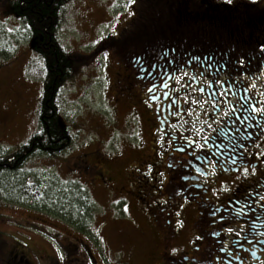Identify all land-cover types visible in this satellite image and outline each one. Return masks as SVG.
Masks as SVG:
<instances>
[{"label": "flooded vegetation", "instance_id": "af4514ba", "mask_svg": "<svg viewBox=\"0 0 264 264\" xmlns=\"http://www.w3.org/2000/svg\"><path fill=\"white\" fill-rule=\"evenodd\" d=\"M227 1H143L109 38L112 99L154 138L128 168L132 194L111 188L153 209L154 264H264V34L255 1ZM232 9L249 17L225 18ZM186 202L187 243L176 228ZM72 229L70 263L102 264L95 232Z\"/></svg>", "mask_w": 264, "mask_h": 264}, {"label": "rangeland", "instance_id": "374dc122", "mask_svg": "<svg viewBox=\"0 0 264 264\" xmlns=\"http://www.w3.org/2000/svg\"><path fill=\"white\" fill-rule=\"evenodd\" d=\"M143 1L149 0H68L63 7L58 38L70 54L72 69L56 102L61 122L69 126L71 142L56 156L27 159L13 173V195L8 187H0V264H72L76 233L72 224L42 207L45 198L20 197L16 190L19 183L38 181L48 187L52 179H78L88 191L94 208L83 232H95V252L102 264L159 260L162 232L151 221L153 209L134 195L119 199L111 188L123 184L132 194L128 168L137 158L149 157L153 149L154 138L142 119L128 118L123 102L116 105L109 90L113 71L109 38L118 35ZM252 1L264 7V0ZM31 35L11 11L10 0H0V151L7 157L38 130L43 61L33 49ZM176 215L178 239L187 243L194 210L186 202ZM226 260L224 264H236Z\"/></svg>", "mask_w": 264, "mask_h": 264}, {"label": "trees", "instance_id": "16d2710c", "mask_svg": "<svg viewBox=\"0 0 264 264\" xmlns=\"http://www.w3.org/2000/svg\"><path fill=\"white\" fill-rule=\"evenodd\" d=\"M67 1L10 0L11 11L28 27L32 34L33 49L43 61V81L38 106V130L11 156L7 157L2 153L5 151H0V187H8L11 195H13L11 190L16 186V181L12 178L13 173L19 170L27 159L36 155L56 156L71 142L69 126L61 122L59 107L56 102L57 92L70 77L72 69L70 54L61 45L58 38L60 14ZM196 1L205 4V2L213 0ZM210 8L215 9V6L209 5L207 9ZM207 9L204 10L207 11ZM244 10L241 9L238 14H235L234 9L228 10L224 17L247 19L249 10H245V12ZM255 10L257 17L256 32L261 31L264 34V7H257ZM239 21L244 23L242 19ZM235 22L236 20L231 24ZM5 172L11 174L9 175L12 180L6 178ZM51 182H48V187L46 182L42 181L30 184L19 183L16 190H18L20 197L38 199V196L45 198L46 202H41L42 207L48 208L52 214L62 218L67 223L69 222L79 231H86L90 225L94 208L88 191L77 179L67 182L52 179ZM53 186H57V188L51 195L49 190ZM34 201L40 202L39 200Z\"/></svg>", "mask_w": 264, "mask_h": 264}]
</instances>
